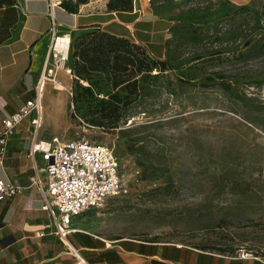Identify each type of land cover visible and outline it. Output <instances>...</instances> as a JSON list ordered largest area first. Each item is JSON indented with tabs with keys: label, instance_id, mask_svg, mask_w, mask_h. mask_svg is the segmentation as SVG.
<instances>
[{
	"label": "rangeland",
	"instance_id": "374dc122",
	"mask_svg": "<svg viewBox=\"0 0 264 264\" xmlns=\"http://www.w3.org/2000/svg\"><path fill=\"white\" fill-rule=\"evenodd\" d=\"M148 2L172 22L169 41L176 27L197 28L196 43L173 45V61L166 45L163 59L158 45L144 46L176 67L169 77L135 96L120 92L138 113L114 128L89 122L101 118L97 102L75 77L63 90L47 86L42 133L104 144L119 159L121 190L85 215L93 233L264 258V0L248 9L227 0ZM97 88L108 101L110 88Z\"/></svg>",
	"mask_w": 264,
	"mask_h": 264
},
{
	"label": "crops",
	"instance_id": "0c3cea01",
	"mask_svg": "<svg viewBox=\"0 0 264 264\" xmlns=\"http://www.w3.org/2000/svg\"><path fill=\"white\" fill-rule=\"evenodd\" d=\"M109 1H86L72 14L63 7L73 3L69 0H21L20 8L15 7V0H0V122L36 96L53 41V23L59 35L72 37L78 32L101 30L145 47L158 45L163 53L159 56L165 58L172 22L157 17L149 0H134L129 11H110ZM227 1L241 7L255 0ZM51 3L57 4L53 16ZM69 79L72 77L60 72L57 90H63L62 84H68ZM47 86L53 85L45 86L43 98ZM45 113L43 102L44 121ZM32 120L17 128L0 164V181L23 190L0 202V264H264V259L235 260L228 253L159 242L108 241L88 229L87 212L73 219V232L66 241L61 240L44 209L41 192L32 183ZM46 138L40 129L38 140L49 141Z\"/></svg>",
	"mask_w": 264,
	"mask_h": 264
},
{
	"label": "built area",
	"instance_id": "2783aa9c",
	"mask_svg": "<svg viewBox=\"0 0 264 264\" xmlns=\"http://www.w3.org/2000/svg\"><path fill=\"white\" fill-rule=\"evenodd\" d=\"M77 2L79 0H69ZM102 2L104 0H87ZM179 2L182 0H174ZM57 4L51 3V15ZM21 0H15V7L20 8ZM53 41L46 58V69L41 76L36 96L25 102L12 116L0 122V164L7 156L8 145L17 128L27 119L33 117L32 129L34 143L29 151L34 176L32 183L41 192L44 209L48 212L56 235L63 241L73 232L72 222L85 212L103 206L104 201L119 193L121 178L119 159L114 151L104 145L87 140H60L58 137L50 141L38 140L42 127L43 91L47 84L61 86L59 73L70 77L73 71L70 66V47L72 37L59 35L56 24L52 26ZM66 47L57 48L59 40ZM62 86H64L62 84ZM38 156L40 159L38 160ZM19 187L0 181V202L21 193ZM77 258L80 255L70 245ZM235 260L257 259L261 256L251 250L240 248L231 255Z\"/></svg>",
	"mask_w": 264,
	"mask_h": 264
},
{
	"label": "trees",
	"instance_id": "16d2710c",
	"mask_svg": "<svg viewBox=\"0 0 264 264\" xmlns=\"http://www.w3.org/2000/svg\"><path fill=\"white\" fill-rule=\"evenodd\" d=\"M87 0H79L63 7L72 14L78 13L79 5ZM133 8V0H110V11H129ZM248 9L249 6H244ZM174 41L168 40L165 45L170 60L173 59V45L182 48L185 44L196 43L197 28L191 24L176 27L173 30ZM196 57L193 60H199ZM70 66L75 79L83 85L84 96L97 102L96 114L100 120H90L93 125H109L114 128L122 120L134 118L137 107L125 103L124 99L135 96L142 89L145 91L151 82L169 77L168 71L176 67L170 61L152 57L143 45L131 42L128 39L117 37L101 30L86 31L71 42ZM154 71L157 73L154 74ZM96 77L97 79H95ZM97 86H108L106 97L100 98L103 91ZM94 88L99 91L95 93ZM127 91L129 96H122L120 92ZM139 108V107H138ZM148 113L147 108L143 111Z\"/></svg>",
	"mask_w": 264,
	"mask_h": 264
},
{
	"label": "bare ground",
	"instance_id": "6f19581e",
	"mask_svg": "<svg viewBox=\"0 0 264 264\" xmlns=\"http://www.w3.org/2000/svg\"><path fill=\"white\" fill-rule=\"evenodd\" d=\"M65 47H66L65 43H62V40L60 39L58 42L57 48L59 50H62V48H65Z\"/></svg>",
	"mask_w": 264,
	"mask_h": 264
}]
</instances>
